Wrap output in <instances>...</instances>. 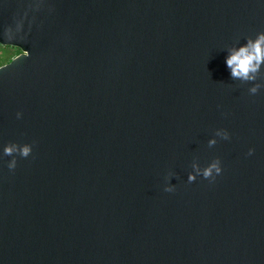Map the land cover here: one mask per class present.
<instances>
[{
    "label": "water",
    "instance_id": "obj_1",
    "mask_svg": "<svg viewBox=\"0 0 264 264\" xmlns=\"http://www.w3.org/2000/svg\"><path fill=\"white\" fill-rule=\"evenodd\" d=\"M262 31L264 0H0V264H264V65L226 64Z\"/></svg>",
    "mask_w": 264,
    "mask_h": 264
},
{
    "label": "clouds",
    "instance_id": "obj_2",
    "mask_svg": "<svg viewBox=\"0 0 264 264\" xmlns=\"http://www.w3.org/2000/svg\"><path fill=\"white\" fill-rule=\"evenodd\" d=\"M227 67L230 69L231 77L233 79L241 80L244 82H254L258 79L261 66L264 65V31L257 34L255 40L249 38L247 43L241 47L232 48L229 50V55L226 58ZM264 87V84L256 83L249 89L250 94H257L258 91ZM19 115V114H18ZM215 136H219L224 140L230 139V134L225 129H218L215 132ZM215 138L209 140V147L217 144ZM19 151V155L23 158L29 157L32 153V145L25 144L21 149H18L16 145H8L4 148V154L12 156L15 151ZM254 149H250L248 155L254 153ZM17 166V160L13 159L8 164L9 169L14 170ZM195 170L194 173H190L188 181L194 182L197 179V175L202 176L204 179H208L210 182H214L216 177L222 173L221 161L219 158L213 160L207 167L201 168L199 164H193ZM165 191L173 192L174 189L169 187Z\"/></svg>",
    "mask_w": 264,
    "mask_h": 264
},
{
    "label": "rangeland",
    "instance_id": "obj_3",
    "mask_svg": "<svg viewBox=\"0 0 264 264\" xmlns=\"http://www.w3.org/2000/svg\"><path fill=\"white\" fill-rule=\"evenodd\" d=\"M21 49L16 46L0 44V65L9 62L14 56L18 55Z\"/></svg>",
    "mask_w": 264,
    "mask_h": 264
}]
</instances>
